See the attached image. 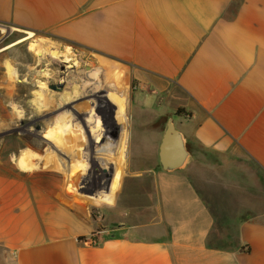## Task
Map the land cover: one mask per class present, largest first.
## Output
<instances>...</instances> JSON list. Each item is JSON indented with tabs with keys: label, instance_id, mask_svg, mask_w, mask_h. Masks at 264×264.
Here are the masks:
<instances>
[{
	"label": "crops",
	"instance_id": "obj_1",
	"mask_svg": "<svg viewBox=\"0 0 264 264\" xmlns=\"http://www.w3.org/2000/svg\"><path fill=\"white\" fill-rule=\"evenodd\" d=\"M0 24L113 58L136 83L107 157L123 165L130 142V169L99 214L56 173L0 160V264H264V0H0ZM163 117L193 154L184 169L157 168Z\"/></svg>",
	"mask_w": 264,
	"mask_h": 264
},
{
	"label": "rangeland",
	"instance_id": "obj_2",
	"mask_svg": "<svg viewBox=\"0 0 264 264\" xmlns=\"http://www.w3.org/2000/svg\"><path fill=\"white\" fill-rule=\"evenodd\" d=\"M31 42L41 43L42 57L29 50ZM48 49L70 50L72 63H67L66 57L55 59ZM7 64L15 71L14 79L8 84L2 80L6 68H0V95L4 88L12 94L10 99L3 100V107L0 104V160L25 171L56 173L65 189L90 201L92 213L99 214L97 203L108 200L105 195L117 173L120 174L119 180L122 173L124 177L130 169V142H127L123 165L107 158L113 156L115 150H118L117 154L121 153V148L123 150L128 141L129 134L115 130L126 126L130 131V115L125 117V114L136 83L129 66L113 58L84 52L80 47H72L65 41L56 40L51 33H34L0 24V65ZM86 73L90 77L85 80ZM108 74H112L121 87H111ZM39 90L43 93L41 106L34 98V93ZM78 90L81 95L88 94L86 101L74 103L73 94ZM103 94L109 99L116 94L122 101L111 100V108L108 104V109L89 112L87 108L92 110L93 107L90 101ZM66 95H70L71 111L64 106ZM133 120L134 109L131 122ZM133 128L136 129L135 126ZM134 134L131 132L132 141ZM62 140L67 146L60 144ZM24 154L27 157L25 162L22 161ZM93 168H103L104 177L91 175L88 178V172Z\"/></svg>",
	"mask_w": 264,
	"mask_h": 264
},
{
	"label": "bare ground",
	"instance_id": "obj_3",
	"mask_svg": "<svg viewBox=\"0 0 264 264\" xmlns=\"http://www.w3.org/2000/svg\"><path fill=\"white\" fill-rule=\"evenodd\" d=\"M41 44V43H40ZM39 44V42L37 43V42H31L30 44H29V50L30 51H32V52H34L36 55H38L39 57H42L43 56V53H44V50H43V48H42V46ZM44 44V43H43ZM46 47V46H45ZM66 48V47H65ZM69 48V47H68ZM63 49V48H62ZM48 52H49V54L52 56V57H54L55 59H59V58H61V57H63V59H64V57H66V60L65 61H67V63H69L71 60H72V58H71V53H70V50H65L64 49V52H61V51H58V50H52V51H49V49L47 50ZM46 51V52H47ZM48 56V55H47ZM44 58V57H43ZM62 59V58H61ZM74 62V61H73ZM63 63V62H62ZM70 63H72V62H70ZM76 63V62H75ZM76 65V64H75ZM70 66V65H69ZM68 66V67H69ZM79 66V65H78ZM2 67H4V68H6V73H4V75H3V82H5V83H11V80H13L14 78H13V74H14V71H15V69L11 66V65H9V64H7V65H0V68H2ZM34 70V69H33ZM81 71V70H80ZM82 72V71H81ZM48 76H49V74H47ZM72 75V74H71ZM107 75V74H106ZM105 75V76H106ZM43 76H44V74H43ZM89 77H90V74L89 73H86L85 74V80L86 79H89ZM82 79V78H81ZM76 80V79H75ZM108 80L109 81H111L112 83L110 84V86L111 87H113V88H116V86L118 85V86H120L121 85V83L118 81V83H117V81L116 80H114V76L112 75V74H108ZM60 83V82H59ZM16 84V83H15ZM43 84V83H42ZM44 86V85H43ZM61 86V85H60ZM121 87V86H120ZM44 89H46V88H44ZM4 90H5V92H4ZM4 90H1V92H2V95H0V104H1V106L3 107L4 105V103H3V100L5 99V98H7V99H10L11 97H12V94H10L9 93V91H8V88H4ZM13 90V89H12ZM12 90H10V91H12ZM54 90V89H53ZM43 92H44V90H42ZM14 92V91H13ZM33 92V91H32ZM118 93V92H117ZM64 94H66V93H64ZM82 94V92H80L79 90L78 91H75V93L73 94L74 96H75V101H74V103L75 102H78V101H80V102H84V101H86V99L88 98V94H84V95H81ZM68 95V94H67ZM66 95V97L64 98V100H65V108L67 107L68 108V111H71V105L72 104H70L69 103V101H70V98H69V96H67ZM21 96V95H20ZM80 96H82L83 98H79ZM19 97V96H18ZM43 97V93L39 90V91H37L36 93H34V98H36V100H38L39 101V105L41 106V102H40V98H42ZM110 97H112L113 99H109V98H107V95L105 96L104 94L103 95H100L98 98H96V99H94V100H92V101H90V102H92V106L93 107H91L92 108V110H89L90 109V107L89 108H87V110L89 111V112H91V111H94V110H97V109H108L109 108V106H108V104L110 105V108H111V100H113V101H115V102H120V101H122L121 99L122 98H119L116 94H114V97L113 96H110ZM49 100V99H48ZM8 101V100H7ZM5 102V101H4ZM11 104V103H10ZM47 104V106H46V108L48 107V103H46ZM97 104V106H95ZM11 106H12V104H11ZM62 106V105H61ZM49 112V111H48ZM97 113V112H96ZM50 118H52V117H50ZM64 122H66V121H64ZM66 125V124H65ZM97 136H99L100 134H96ZM99 138V137H98ZM60 144H62V146H67V143L66 142H64L63 140L62 141H60ZM94 144H96V142H94L93 143V145ZM88 147V146H87ZM94 147H95V145H94ZM97 151V150H96ZM26 159H27V157H26V154H24V156H23V158H22V161L23 162H25L26 161Z\"/></svg>",
	"mask_w": 264,
	"mask_h": 264
},
{
	"label": "water",
	"instance_id": "obj_4",
	"mask_svg": "<svg viewBox=\"0 0 264 264\" xmlns=\"http://www.w3.org/2000/svg\"><path fill=\"white\" fill-rule=\"evenodd\" d=\"M193 160L186 138L169 119L159 148V163L164 171L184 169Z\"/></svg>",
	"mask_w": 264,
	"mask_h": 264
},
{
	"label": "trees",
	"instance_id": "obj_5",
	"mask_svg": "<svg viewBox=\"0 0 264 264\" xmlns=\"http://www.w3.org/2000/svg\"><path fill=\"white\" fill-rule=\"evenodd\" d=\"M183 112H185L183 109H179L177 110L176 114H182ZM167 122H168V117H163L159 120L157 124L166 125ZM157 168L161 169V165L159 164ZM80 240L85 241V238H80Z\"/></svg>",
	"mask_w": 264,
	"mask_h": 264
},
{
	"label": "built area",
	"instance_id": "obj_6",
	"mask_svg": "<svg viewBox=\"0 0 264 264\" xmlns=\"http://www.w3.org/2000/svg\"><path fill=\"white\" fill-rule=\"evenodd\" d=\"M88 243H89L90 245H96V244H97V242H96L95 240H93V239H90V240L88 241Z\"/></svg>",
	"mask_w": 264,
	"mask_h": 264
}]
</instances>
